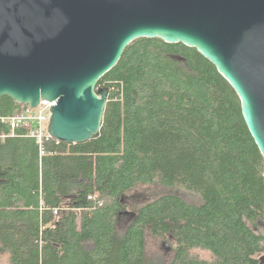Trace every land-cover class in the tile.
Masks as SVG:
<instances>
[{"label": "trees", "instance_id": "trees-1", "mask_svg": "<svg viewBox=\"0 0 264 264\" xmlns=\"http://www.w3.org/2000/svg\"><path fill=\"white\" fill-rule=\"evenodd\" d=\"M104 88L94 140L52 141L42 157L24 129L0 142V264H264V159L217 69L195 49L140 39ZM25 109L4 97L0 118ZM155 187L127 212L130 194Z\"/></svg>", "mask_w": 264, "mask_h": 264}, {"label": "water", "instance_id": "water-1", "mask_svg": "<svg viewBox=\"0 0 264 264\" xmlns=\"http://www.w3.org/2000/svg\"><path fill=\"white\" fill-rule=\"evenodd\" d=\"M140 39L208 60L238 96L264 159V0H0V101L54 103L49 135L90 142L109 97L98 84Z\"/></svg>", "mask_w": 264, "mask_h": 264}, {"label": "built area", "instance_id": "built-area-1", "mask_svg": "<svg viewBox=\"0 0 264 264\" xmlns=\"http://www.w3.org/2000/svg\"><path fill=\"white\" fill-rule=\"evenodd\" d=\"M54 103L47 100H41L38 107L32 109L26 106V109L19 115L13 117L0 118L4 127L0 129V142L7 139L15 138L19 129L26 130L25 137L36 140L41 157L46 155V145L54 141L60 144L59 141L54 140L48 133V127L51 119V108ZM90 200H97V197H90ZM102 205V202L98 203ZM57 214V211L54 212Z\"/></svg>", "mask_w": 264, "mask_h": 264}, {"label": "rangeland", "instance_id": "rangeland-1", "mask_svg": "<svg viewBox=\"0 0 264 264\" xmlns=\"http://www.w3.org/2000/svg\"><path fill=\"white\" fill-rule=\"evenodd\" d=\"M162 193L161 190L155 188H139L136 192L130 194L129 199L127 200V204L130 208L127 211L128 213H133L134 208H138L139 206H142L144 203L154 199L156 196L160 195ZM126 221V222H125ZM125 226L128 225L129 220H125ZM261 229L264 230V227L261 226ZM149 251L151 252L154 259H157L160 256H163L165 258L166 263L171 260V257L173 256V253L170 251L165 252V247L162 246V242L160 244H157L155 241L149 240L148 243Z\"/></svg>", "mask_w": 264, "mask_h": 264}]
</instances>
